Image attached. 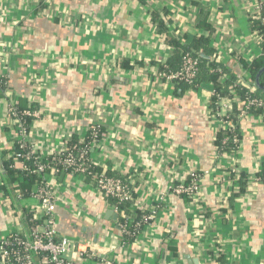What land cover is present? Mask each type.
<instances>
[{
	"label": "crops",
	"instance_id": "0c3cea01",
	"mask_svg": "<svg viewBox=\"0 0 264 264\" xmlns=\"http://www.w3.org/2000/svg\"><path fill=\"white\" fill-rule=\"evenodd\" d=\"M201 7L210 30L198 24ZM163 10L168 29L160 33L152 13ZM263 14L264 0H0V236L26 235L22 222L38 203L17 187L20 177L10 195L1 186L4 163L22 173L11 157L8 108L16 103L41 111L31 130L46 152L63 134L85 137L99 124L96 166L158 205L137 240L123 244L118 215L88 179L48 175L58 185V235L88 242L116 264H187V255L198 264H264V183L255 179L264 168V115L239 118L236 150L219 152L216 134L234 102L222 97L213 109L212 83L178 87L158 75L163 64L175 69L170 36L185 45L203 37L212 52L200 55L249 85L242 64L262 54L251 25ZM193 170L203 174L200 201L187 203L169 186Z\"/></svg>",
	"mask_w": 264,
	"mask_h": 264
},
{
	"label": "built area",
	"instance_id": "2783aa9c",
	"mask_svg": "<svg viewBox=\"0 0 264 264\" xmlns=\"http://www.w3.org/2000/svg\"><path fill=\"white\" fill-rule=\"evenodd\" d=\"M260 20L264 24V16ZM256 32L258 33V31ZM162 67L159 70V76L175 83L192 86L197 79L199 60L191 52H184L178 68L171 69L166 64H163ZM217 70L220 72L219 80H223L225 75L222 73L221 67H217ZM238 83L246 89L247 96L244 101L235 96L229 98L231 102L240 104L237 109V119L239 120L255 108H261L264 112V99L254 96L256 90L254 82L251 81L249 85L242 81ZM213 94H216L215 89ZM16 105V103H12L8 108L15 131L14 149L11 157L21 163L22 174L35 173L40 176L39 179L34 180V189L30 193L38 203L36 208L30 211V224H28L30 237L17 231H9L6 235L0 236V264H41L43 262L47 264H75L74 260L77 258L94 259L99 264H116L111 258L94 251L88 242L57 234L55 224L56 207L59 203L58 185L51 184L46 176L50 175L55 179L58 176L78 177L85 180L89 177L90 186L100 197L104 200L115 199L113 209L117 212L118 218L124 219V221L117 222L123 244L137 240L143 226L153 219L158 205L153 202L145 204L142 198H135L131 184L126 183L119 176L109 175L108 171L96 166L91 151L99 146L103 138L99 124L91 125L87 130V135L76 138L75 141H73L72 133L63 134L56 139L58 144L46 152L43 151V143L39 145V140L36 142V137L33 136L31 130L32 121L41 117V111L35 106H27L18 110ZM227 108L230 110L229 105ZM226 116L228 117V115ZM223 128L232 133L234 142H239V138L235 134L237 127L232 120L225 119ZM202 177L203 174L199 171H190L184 179L171 184L169 189L176 195L189 196L191 199L187 203L193 202L200 197ZM255 179L264 183V171ZM198 201L200 200L198 199ZM122 203L134 205L143 211L141 218L135 220L134 213H127L120 209L119 205ZM127 221L134 227L132 230L127 226ZM127 237L130 238V241L125 240Z\"/></svg>",
	"mask_w": 264,
	"mask_h": 264
},
{
	"label": "trees",
	"instance_id": "16d2710c",
	"mask_svg": "<svg viewBox=\"0 0 264 264\" xmlns=\"http://www.w3.org/2000/svg\"><path fill=\"white\" fill-rule=\"evenodd\" d=\"M207 10L205 8H200L199 9V15H200V19H199V26L207 28L210 30V26L208 24V22L206 21V18L208 16L207 14ZM166 14V10L163 11H154L152 13V22L156 25V29L158 32L162 33V32H167V25L168 23L166 22L164 16ZM264 16V14H263ZM251 28H253V30L258 31V33L261 36V50H262V54L261 56H259L258 58L253 59L251 62L249 63H243V68L244 70L248 73L250 79L252 80V82H254L256 75L258 74V72L264 67V24L261 22L260 19H256V20H252V25ZM168 44L171 45L174 49V63H175V69L179 67L180 65V59L181 56L184 52H191L192 54L196 55L198 57L199 60V67H198V73H197V79L194 85L190 86V87H196L199 83L201 82H210L214 85V89H215V93L213 94L211 97V106L212 108H216L219 99H221V97H237L238 99L244 101L245 97L247 96V91L246 89L237 82V80L235 79V77L233 75H229L226 74V70H223L222 68V73L225 75L223 80H219L220 77V72L217 70V67H219V65L217 64V62H215L214 60H207L204 57H202L200 54L204 53L206 55H210L212 50L209 48L208 46V41L207 38H203V37H197V38H193L192 41L190 42V44L185 45L182 44L179 40H177V38L170 36L168 38ZM171 65V64H170ZM170 65H167L168 68H171ZM124 67H130L128 64H124ZM172 66V65H171ZM162 65L160 67V69H162ZM259 83L261 85V87L264 88V71L259 75ZM184 83H177V85H179L178 87H180V85L184 86L187 84ZM6 85V78L3 76L0 77V90L3 89ZM188 86V85H187ZM254 96L256 97H261L264 99V91L261 88H257L254 92ZM18 110H22L25 108V106L23 105H16ZM238 105L234 102L233 103V111H231L230 117L229 119L232 120V122L236 125H238V119H237V108ZM240 107V106H239ZM253 111H256L258 113L263 114V110L261 108H255ZM100 130L102 132V129L100 127ZM236 137L239 138L240 134L238 132V128H236ZM74 139H76L75 137H73V141H75ZM225 139V140H224ZM215 145L217 147V151L219 152H223V151H227V152H233L236 150V147L238 145V143L234 142L232 139V133L229 132L228 129L225 128H221V130L216 134V138H215ZM14 149V148H13ZM4 167H5V171L3 173V177H2V189L4 190V192L7 195H10V189L13 188L15 186L12 185V183L19 179L18 177H20V183L18 184V188L22 191L23 195H29L31 192V186L34 183L33 181L35 179H39V175L35 174V173H28V174H24L22 175L21 172H19L18 170L14 169L11 166L10 162H6L4 163ZM98 171V169H97ZM264 171V168L260 170L258 175H261L262 172ZM109 175L111 176H119L120 178L123 179V181H125L126 183L130 184L129 180L123 176H120L118 174H115L113 172H107ZM22 175V177H21ZM88 180L89 177L87 178ZM244 190V183L241 185L240 191ZM183 199L184 202L190 201V197L186 196V195H180ZM107 201L113 206V204L115 203V199L113 198H108ZM119 208L122 209L123 211L129 213L132 212L134 213V219L138 220L141 218V216L143 215V211H141L140 209H137L134 205L128 204V203H122L119 205ZM20 212H24L23 209L20 210ZM30 218V214H28V224H30L29 221ZM124 221V219L122 217H119L117 222H121ZM127 226L130 227V229L132 230L134 227L132 226V224L130 222L127 221ZM125 240H129L130 238H125ZM170 249L173 251V254H176V248L169 246ZM41 264H47L45 262L41 263Z\"/></svg>",
	"mask_w": 264,
	"mask_h": 264
},
{
	"label": "water",
	"instance_id": "95a60500",
	"mask_svg": "<svg viewBox=\"0 0 264 264\" xmlns=\"http://www.w3.org/2000/svg\"><path fill=\"white\" fill-rule=\"evenodd\" d=\"M203 56V55H202ZM264 71V67L258 72V74L256 75L255 77V80H254V84H255V87L257 88H261L263 91H264V88L261 87L260 83H259V75ZM117 216V212L114 213V217ZM23 226L25 228V233H26V236L27 237H30V232H29V226L27 225L26 221L23 220ZM186 263L187 264H198V261L195 259V258H190L188 255L186 256Z\"/></svg>",
	"mask_w": 264,
	"mask_h": 264
}]
</instances>
